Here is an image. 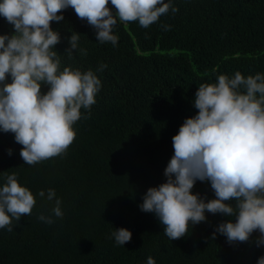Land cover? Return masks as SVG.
I'll list each match as a JSON object with an SVG mask.
<instances>
[{
	"label": "trees",
	"instance_id": "obj_1",
	"mask_svg": "<svg viewBox=\"0 0 264 264\" xmlns=\"http://www.w3.org/2000/svg\"><path fill=\"white\" fill-rule=\"evenodd\" d=\"M171 4L178 11L169 10L148 28L117 19L115 46L97 41L96 29L71 7L58 13L63 20L50 23L60 36L54 50L61 71L67 66L92 70L101 88L96 103L80 109L75 139L61 155L25 164L14 134L0 130V187L16 173L36 199L30 216L13 220L12 232L0 229V264H147L148 257L155 264H257L264 256V245H256L258 231L246 242L229 243L220 233L212 238L216 227L235 222L234 216L205 212L206 221L190 224L186 236L170 240L156 215L139 207L148 188L166 182L172 137L198 113L194 97L200 84L237 71L245 77L264 74V0ZM108 7L115 14L110 0ZM12 32L0 16V35ZM73 32L80 34L78 48L69 56L65 49ZM101 64L107 67L97 71ZM47 91L42 84L41 93ZM49 189L56 194L52 201ZM191 193L205 202L216 198L209 181L197 180ZM57 198L62 218L52 212ZM41 214L54 223L40 221ZM119 228L131 232L123 246L112 236Z\"/></svg>",
	"mask_w": 264,
	"mask_h": 264
},
{
	"label": "clouds",
	"instance_id": "obj_2",
	"mask_svg": "<svg viewBox=\"0 0 264 264\" xmlns=\"http://www.w3.org/2000/svg\"><path fill=\"white\" fill-rule=\"evenodd\" d=\"M110 2L115 14L109 0H0V16L13 26L10 35H0V130L14 134L25 164L65 153L75 139L73 124L81 118L80 109H90L101 88L92 70L67 66L61 71V59L54 50L60 36L50 27L51 22L63 20L58 13L71 7L96 29L97 41L115 46L117 19L138 21L148 28L169 10L178 11L171 0ZM162 27L170 30L169 25ZM79 35L73 32L68 40L65 52L69 56L78 48ZM80 52L87 54L86 49ZM105 67L101 64L97 71ZM42 84L48 86L45 94ZM194 107L198 113L186 118L172 137L174 154L164 170L166 182L147 189L141 211L154 213L170 240L186 236L190 224L206 221L208 212L235 217V222L220 223L213 239L220 233L229 243L246 242L258 231L256 245H264V74L245 77L237 71L231 78L221 74L215 83L200 84ZM197 180L209 181L216 198L205 202L200 194H192ZM38 195L45 197V192ZM55 195L49 189L47 199L52 201ZM229 201H235V206ZM35 204L34 195L18 183L17 174L7 175L0 187V229L12 232L13 220L30 216ZM52 212L63 217L60 199H55ZM38 219L54 223L43 214ZM112 236L117 245L131 241V232L125 228L115 229ZM147 264L155 260L148 257ZM257 264H264V256Z\"/></svg>",
	"mask_w": 264,
	"mask_h": 264
}]
</instances>
